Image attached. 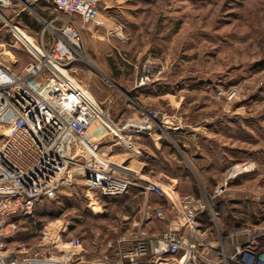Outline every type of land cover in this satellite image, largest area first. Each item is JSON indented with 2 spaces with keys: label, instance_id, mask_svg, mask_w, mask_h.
<instances>
[{
  "label": "rangeland",
  "instance_id": "rangeland-1",
  "mask_svg": "<svg viewBox=\"0 0 264 264\" xmlns=\"http://www.w3.org/2000/svg\"><path fill=\"white\" fill-rule=\"evenodd\" d=\"M40 6L25 12L37 31L57 15L53 0ZM100 8L101 27L77 18L86 58L73 65L71 77L128 136L152 117L179 127L164 132L163 168L171 180L163 183L171 185L168 198L209 199L213 212L203 224L208 241L219 245L215 255L222 257L220 242L238 229L258 227L264 247V0H101ZM10 25L0 16V65L17 71L32 57ZM116 25L123 41L113 33ZM133 180L117 197L95 195L78 181L59 197L40 200L30 217L18 218L8 252L53 263L100 257L107 238L136 233V223L151 215L143 209L152 202L146 183Z\"/></svg>",
  "mask_w": 264,
  "mask_h": 264
},
{
  "label": "built area",
  "instance_id": "built-area-1",
  "mask_svg": "<svg viewBox=\"0 0 264 264\" xmlns=\"http://www.w3.org/2000/svg\"><path fill=\"white\" fill-rule=\"evenodd\" d=\"M38 1L0 0V15L15 6L35 12L33 6ZM53 3L57 12L49 23L53 28L45 26L37 46L33 44L31 49L13 33L11 25L15 30L22 26L11 19L13 35L32 60L20 71L0 65V264H264L258 227L231 232L220 242V258L214 254L219 245L208 241V229L203 224V216L213 212L209 199L193 194L168 198L171 185L157 180L147 182L144 188L167 200L166 207L160 205L148 216L165 225L159 234H147L136 223V233L107 238V250L92 260L68 258L53 263L43 256L8 252V241L18 231V218L30 217L40 200L55 199L78 181H83L89 192L105 197H117L135 185L103 157L101 143L106 138L112 137L124 147L128 142L133 146L126 148L133 155L143 154L132 134H125L97 99L70 75L73 65L86 58L77 18L82 25L101 27V0ZM113 33L119 40L125 39L120 25ZM178 129L176 125L165 127L152 117L133 131L156 134ZM227 243L233 253L228 252Z\"/></svg>",
  "mask_w": 264,
  "mask_h": 264
},
{
  "label": "crops",
  "instance_id": "crops-1",
  "mask_svg": "<svg viewBox=\"0 0 264 264\" xmlns=\"http://www.w3.org/2000/svg\"><path fill=\"white\" fill-rule=\"evenodd\" d=\"M43 1L44 0H39L35 4L36 10L44 9L43 7L40 6V4ZM15 12H16L15 15H13L12 17L11 16H7V17L8 18L10 17V19H13V21L18 19L20 22H26V24H22V25L24 27H26L25 25H28L27 27L29 31L37 36V40H40L41 30L37 31V30H34L33 28H29V27H33V24L31 22L29 23L28 21L29 20L32 21L33 19L26 17V13H25L26 11H22L21 9H18V10H15ZM35 13H37V11ZM84 28L85 27L82 26V29ZM91 28H92L91 26H86L85 29L90 30ZM27 35L31 37L28 33ZM33 42L34 44H36L34 39H33ZM17 71H20V70H17ZM131 134L133 136L134 142L136 143L138 147L141 148V151L143 153L140 157L133 155L132 152L127 150L126 147H123L126 152L120 153L118 151L119 150L118 146L119 145L124 146V145L119 143L116 139H113L112 137L106 138L101 143V146H102L101 150H102L103 157L106 160H111V161L113 160L112 163L115 164L117 167L121 166L123 170H120L116 168L115 166L113 167L120 175L127 176L131 178L132 180L137 179L145 183L153 181V180H157L161 182L166 181L167 179L171 180V178L169 177V174H166L163 168L165 146L163 145L162 140H163V136L165 135L164 132L161 131L156 134H148V133L144 134V133L134 130L132 131ZM170 146L172 147V143L170 144ZM174 181L178 182V180H174ZM177 192L180 194L178 190ZM148 194H147V197L151 195L150 197L152 199V202L146 201L143 204L144 210L150 209L151 212L149 213H152L156 207H159L162 204L166 205L165 200L154 197L153 194H149V195ZM138 224H139V227L141 228L140 230L147 234H152V233L159 234L164 231L162 223H160L156 219L154 220V218H149L148 216L147 217L145 216V218L142 219ZM158 225H160L161 228Z\"/></svg>",
  "mask_w": 264,
  "mask_h": 264
},
{
  "label": "bare ground",
  "instance_id": "bare-ground-1",
  "mask_svg": "<svg viewBox=\"0 0 264 264\" xmlns=\"http://www.w3.org/2000/svg\"><path fill=\"white\" fill-rule=\"evenodd\" d=\"M0 16H2V18H4V19L6 20L7 23L12 24V22H11L10 20H7L3 14L0 15ZM46 26H48L47 28H50V29L53 28V27L49 26V23H48V25H46ZM11 27L13 28L12 25H11ZM13 29H14V28H13ZM14 30H15V29H14ZM15 34H16V36H17L21 41H23V42H24V43H25V44L31 49V47L33 46L34 42H33V39L27 35V32H25V31L19 29V30H15ZM27 39H28L29 41H28ZM34 45H36V44H34ZM36 46H37V45H36ZM125 145H126L128 148H131V146H133V145H130L128 142H125ZM132 151H135V149L133 148Z\"/></svg>",
  "mask_w": 264,
  "mask_h": 264
},
{
  "label": "trees",
  "instance_id": "trees-1",
  "mask_svg": "<svg viewBox=\"0 0 264 264\" xmlns=\"http://www.w3.org/2000/svg\"><path fill=\"white\" fill-rule=\"evenodd\" d=\"M38 12V11H37Z\"/></svg>",
  "mask_w": 264,
  "mask_h": 264
}]
</instances>
